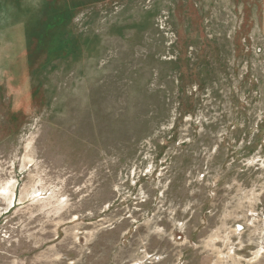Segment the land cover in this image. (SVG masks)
Returning a JSON list of instances; mask_svg holds the SVG:
<instances>
[{"label": "rangeland", "instance_id": "374dc122", "mask_svg": "<svg viewBox=\"0 0 264 264\" xmlns=\"http://www.w3.org/2000/svg\"><path fill=\"white\" fill-rule=\"evenodd\" d=\"M57 1L0 0V264H264V0Z\"/></svg>", "mask_w": 264, "mask_h": 264}, {"label": "trees", "instance_id": "16d2710c", "mask_svg": "<svg viewBox=\"0 0 264 264\" xmlns=\"http://www.w3.org/2000/svg\"><path fill=\"white\" fill-rule=\"evenodd\" d=\"M75 5L76 4L71 6L70 2L67 0H58L57 3L54 4L53 8H51V16L50 14L44 13L43 18L39 20V23L41 22V24L44 26L51 21L58 26H68L73 18V15L75 14V12L72 10V7Z\"/></svg>", "mask_w": 264, "mask_h": 264}]
</instances>
